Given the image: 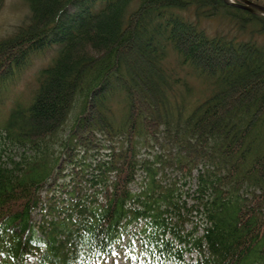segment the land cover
<instances>
[{"label": "trees", "instance_id": "trees-1", "mask_svg": "<svg viewBox=\"0 0 264 264\" xmlns=\"http://www.w3.org/2000/svg\"><path fill=\"white\" fill-rule=\"evenodd\" d=\"M25 3L0 80L60 47L0 124V264H99L121 247L130 264H264V16L222 0ZM137 46L157 83L124 58Z\"/></svg>", "mask_w": 264, "mask_h": 264}, {"label": "rangeland", "instance_id": "rangeland-1", "mask_svg": "<svg viewBox=\"0 0 264 264\" xmlns=\"http://www.w3.org/2000/svg\"><path fill=\"white\" fill-rule=\"evenodd\" d=\"M231 1L237 4H241V2H239L238 0ZM250 2L258 4L253 1ZM27 15L28 8L25 0H4L0 7V38L13 33L15 27L20 24ZM201 26L204 27L210 34L230 31L229 24H227V22L222 19H204L203 22H201ZM162 39H164V35H162L161 33L159 34V36L155 37L153 42L159 45V41H161ZM138 46L136 48H132L128 51L123 52L122 54L124 55V58H127L130 62H132L133 67H135L136 69L142 66L145 67V73H143L142 75V86H146L145 84L149 82H152V84L157 83L156 79L154 78V73H152L153 69L146 66L149 62L143 58L141 47L139 49ZM59 47L60 46L58 44L53 43L51 45L45 46L42 49H39L35 53L30 54L27 60L28 62H24V64L18 66L17 68H12L11 73L7 74L5 78H2L0 80V124L5 119L7 111L13 102H19L23 104L28 103L34 89L37 86L36 77L39 69L51 62V60L57 55ZM149 57L151 60L152 55H149ZM140 61L143 62V64L140 63ZM254 61L256 62L257 59ZM154 72L156 73L157 71L154 70ZM193 89L196 93L204 92L203 85H193ZM196 93L194 94V96H197ZM59 131L62 130L60 129ZM219 219L223 220V217L221 216V218ZM129 254L130 253L127 247H121L120 249L116 250L113 257L104 259L99 264H128L130 258Z\"/></svg>", "mask_w": 264, "mask_h": 264}, {"label": "water", "instance_id": "water-1", "mask_svg": "<svg viewBox=\"0 0 264 264\" xmlns=\"http://www.w3.org/2000/svg\"><path fill=\"white\" fill-rule=\"evenodd\" d=\"M225 4L239 7L247 12L254 14V15H262L264 16V6L254 4L248 0H238L241 4H237L231 0H222Z\"/></svg>", "mask_w": 264, "mask_h": 264}]
</instances>
